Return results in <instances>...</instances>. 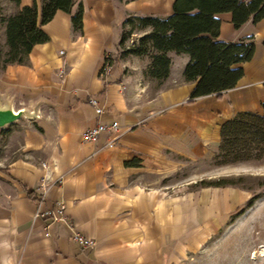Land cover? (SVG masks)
I'll list each match as a JSON object with an SVG mask.
<instances>
[{
	"label": "crops",
	"instance_id": "1",
	"mask_svg": "<svg viewBox=\"0 0 264 264\" xmlns=\"http://www.w3.org/2000/svg\"><path fill=\"white\" fill-rule=\"evenodd\" d=\"M34 2L39 24L43 0ZM32 3L20 0L12 12ZM172 3L73 0L70 14L56 11L40 26L48 41L35 45L25 64L0 70V107L35 114L0 136L8 149L0 156L6 165L0 168V264H176L250 198L233 186L189 189L188 183L168 191L151 183L153 175L178 169L179 159L210 160L221 125L239 112L261 114L264 102V18L236 29L229 13L217 16L219 41L254 42L252 58L234 66L242 77L223 92L190 99L195 82L182 78L188 55L168 53L170 69L160 84L144 74L149 57H119L123 20L166 17ZM79 6L82 29L74 33L70 17ZM147 32L134 33L127 45ZM92 98L100 114L88 103ZM111 122L120 127L112 147H105L113 137L106 133L95 142L81 139L85 130ZM8 139L18 143L14 156ZM238 169L264 176V160ZM60 204L93 247H80L64 223L34 217ZM262 204L264 193L251 207Z\"/></svg>",
	"mask_w": 264,
	"mask_h": 264
},
{
	"label": "trees",
	"instance_id": "2",
	"mask_svg": "<svg viewBox=\"0 0 264 264\" xmlns=\"http://www.w3.org/2000/svg\"><path fill=\"white\" fill-rule=\"evenodd\" d=\"M126 2L133 0H125ZM172 12L166 17H126L118 41L119 57H149L144 74L162 83L168 76L171 59L168 53L188 55L189 61L182 71L184 82H195L190 99L232 89L242 77L240 67L254 53L251 38L237 42L219 41V14L229 13L234 28L248 21L253 24L264 18V0H172ZM20 0H12L15 8ZM73 0H43L39 24L37 8L23 6L14 13L0 18L4 29V45L0 47V70L10 64H25L31 49L48 41L40 28L49 22L56 11L71 13ZM72 30L82 29V7L70 17ZM137 41H130L137 32H145ZM262 113L239 112L220 127L218 151L211 158L213 166L220 167L264 160V102ZM137 160L126 163L135 165ZM242 178L200 181L199 187L241 186ZM263 185V184H262ZM260 195L251 196L242 209L230 219L240 216L250 208Z\"/></svg>",
	"mask_w": 264,
	"mask_h": 264
},
{
	"label": "rangeland",
	"instance_id": "3",
	"mask_svg": "<svg viewBox=\"0 0 264 264\" xmlns=\"http://www.w3.org/2000/svg\"><path fill=\"white\" fill-rule=\"evenodd\" d=\"M12 0H0V18L12 14ZM4 45V29L0 23V47ZM0 131V136L8 130ZM4 132V133H3ZM17 137V136H16ZM9 150L13 151L11 156L16 154L18 143L8 139ZM0 139V156L6 153L2 150ZM179 168L170 171L164 177L153 175L152 184L162 187L165 190H172L173 187L190 184L189 189H198L200 181H215L218 179L242 178V188L253 195L264 193V176L242 174L238 169L241 165H226L215 167L212 160H200L191 162L188 160H178ZM5 163H0V168L4 169ZM263 184V185H262ZM245 205V204H244ZM264 205L250 207L233 219H229L227 224L219 228L205 242L193 250H186L184 256L176 264H264Z\"/></svg>",
	"mask_w": 264,
	"mask_h": 264
},
{
	"label": "built area",
	"instance_id": "4",
	"mask_svg": "<svg viewBox=\"0 0 264 264\" xmlns=\"http://www.w3.org/2000/svg\"><path fill=\"white\" fill-rule=\"evenodd\" d=\"M63 70L59 72V76H62ZM88 103L94 108L95 112L97 114H100L102 112V109L99 107V104L96 99L92 98L89 99ZM108 134L113 136L106 144L105 147H112L113 145V140L116 136L120 134V127L116 122H111V123H99L87 130H85L81 134V139L84 141H90V142H95L98 137L101 134ZM42 195L45 194V188L42 186ZM63 205L60 204L55 211L53 210H48L46 212H43L40 214L39 212H36L34 214V217H46L51 219L53 222H62L64 223L70 230L71 236L70 238L76 242L80 247L83 248H90L94 246V242L92 240H85L78 232H76L74 229H72L71 224L67 222V219L64 216L63 213Z\"/></svg>",
	"mask_w": 264,
	"mask_h": 264
},
{
	"label": "water",
	"instance_id": "5",
	"mask_svg": "<svg viewBox=\"0 0 264 264\" xmlns=\"http://www.w3.org/2000/svg\"><path fill=\"white\" fill-rule=\"evenodd\" d=\"M34 117V113L30 114L24 109L14 111L9 105L4 108L0 107V130L6 128L21 118L32 119Z\"/></svg>",
	"mask_w": 264,
	"mask_h": 264
},
{
	"label": "bare ground",
	"instance_id": "6",
	"mask_svg": "<svg viewBox=\"0 0 264 264\" xmlns=\"http://www.w3.org/2000/svg\"><path fill=\"white\" fill-rule=\"evenodd\" d=\"M6 106H8V105H2L1 108H2V107H6ZM263 252H264V251H263Z\"/></svg>",
	"mask_w": 264,
	"mask_h": 264
}]
</instances>
